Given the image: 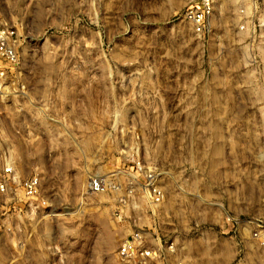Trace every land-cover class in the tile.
I'll return each instance as SVG.
<instances>
[{"label":"rangeland","instance_id":"obj_1","mask_svg":"<svg viewBox=\"0 0 264 264\" xmlns=\"http://www.w3.org/2000/svg\"><path fill=\"white\" fill-rule=\"evenodd\" d=\"M220 4L199 37L184 0H0V25L27 39L32 90L51 75L86 104L72 108L68 139L33 109L6 113L23 173L55 152L57 216L5 235L0 264H132L118 254L132 226L87 187L131 151L161 173L152 230L183 264H264V23L242 30L240 0Z\"/></svg>","mask_w":264,"mask_h":264},{"label":"built area","instance_id":"obj_2","mask_svg":"<svg viewBox=\"0 0 264 264\" xmlns=\"http://www.w3.org/2000/svg\"><path fill=\"white\" fill-rule=\"evenodd\" d=\"M219 7L220 0H184L182 16L193 33L202 37L212 32ZM237 12L242 30L247 26H262L264 0H240ZM26 43L27 39L16 27L0 25V244L5 235L26 236L38 221L53 220L57 216L55 152L48 149L36 155L31 159L29 173H23L14 142L5 131L6 113L12 107L17 112L33 109L39 124L49 120L55 139L58 132L68 139L69 127L77 122L72 108L86 105L83 99L74 103L65 84L51 75L43 86L32 90L24 64ZM127 164L128 167H118L110 175L103 172L94 175L87 186L92 194L112 195L113 214L119 222L132 226L118 254L132 264H170L172 258L175 264H183L175 242L163 239L152 230L155 209L167 198L161 173L134 151L128 152ZM47 172L52 173L48 176ZM146 209L151 214L144 212ZM225 217L228 222L233 221L228 212ZM259 226L254 237L264 247V222Z\"/></svg>","mask_w":264,"mask_h":264}]
</instances>
